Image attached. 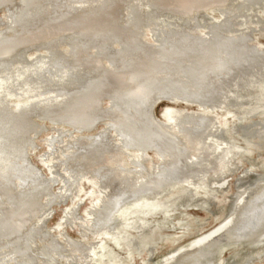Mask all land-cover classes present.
Segmentation results:
<instances>
[{"label": "bare ground", "instance_id": "obj_1", "mask_svg": "<svg viewBox=\"0 0 264 264\" xmlns=\"http://www.w3.org/2000/svg\"><path fill=\"white\" fill-rule=\"evenodd\" d=\"M119 1H125L123 2L125 5L117 4L113 0L109 3L107 0H98L95 4L86 6L72 5V8H76V12L74 10L66 17L55 20V33H47V24H41L34 19L31 22L26 21L20 24V31H14L4 38L5 43L0 44V55L6 56L12 50L18 51L28 44L47 41L49 37L60 34L63 30L62 25L68 21L73 25V34L79 36L75 38L79 43L68 44L70 48L68 47L64 52V54L70 53L69 57L57 51L56 44L47 48L50 55L52 54L51 58L59 54H62L57 58L59 60L70 58L73 61L71 67L75 68L76 74L66 72L58 75L55 82L51 78L44 79L46 74L51 73L48 68L43 69L48 61L41 62L42 60L39 59L37 61L42 63L39 67L21 66L13 71L15 74L7 72V68L0 69V73H5L0 75V114L5 113V108L12 107L13 115L15 114L12 123H19L22 127H28L29 119L40 113L56 114L57 118L69 120V123L76 130L78 129L67 133V140L61 139L57 143V155L54 158H42V163L48 168L50 176L30 180L29 185L20 186L18 191L10 181L12 177L15 178V173H18L19 169L12 157L6 153L11 137L6 140L0 134L2 137L0 194L4 199L18 195L20 201H23V204L18 203L10 208L6 206L4 208L2 205L3 209L0 210L3 220L8 217L5 226L8 230L14 231L12 233L14 238L15 234L26 229L31 218H35L38 212H41L40 209L44 205L41 197L37 196L38 192L47 190L57 183L60 184L58 189L63 194L74 186V196L78 198L79 204L72 208V211L77 212L81 203H86L85 200L89 201L85 207L88 217L84 222L86 225L97 228L98 233L105 235L110 242L126 244L124 249H133L140 254L144 249L146 251V247L142 246L139 235L142 231L147 232L153 228V223L146 221L151 214L160 212L162 216L166 215L165 211L170 212L173 209L171 203L178 198L180 204L185 207L188 203H182L184 198L190 197L191 194L194 196L199 190L206 192L209 186L221 188L222 184H225L222 182L223 178L230 171H235L237 175L241 174L242 160L246 156L243 147L232 140L234 138L232 136L237 132L235 121L239 116L233 113L232 108L249 103L252 100L250 98L252 91L256 92L258 98L264 94V63L257 58L255 52L247 49L242 38H238L240 41L237 42L227 38L221 32L219 24L212 25L210 31L203 34L205 38L198 39L187 29H182V32L177 30L172 32L171 29L170 33H165L163 30L149 28L151 22L147 21L144 25L149 28L151 36V40H147L143 32H138L142 25L139 26L137 23L140 18L133 17L124 28L111 21L110 14H114L116 10L122 11V8L127 10L132 0ZM28 2L33 3L34 6H42L44 12L51 8V0L47 2L22 0V5L25 6ZM227 2L231 1L135 0L131 7L132 10L141 13L142 18L145 12H147L146 18L150 14L148 10L143 9V4L150 8L171 11L184 18L213 5L225 9L224 14H226L231 7L236 6ZM79 8L85 10L82 16L77 14ZM226 20L227 18L223 16L221 22L225 24ZM184 21V24L190 25L187 20ZM24 25L32 26L26 28ZM241 36L246 37L245 34ZM112 40L120 44L115 52H108V49L99 46L102 42ZM89 46L97 47L99 50L105 49L106 54H100L95 50V53L87 55L88 58L81 59L80 54L87 52L86 48ZM154 56H156L155 60H153ZM185 56L195 59L183 65L180 58ZM103 57L117 58L116 65L111 66L113 63L105 67L101 62ZM252 64L254 66L251 69ZM167 69L180 70L184 72L186 78L181 80L178 75L169 72L160 77L153 75L154 72L162 74ZM246 69H248L246 72H242ZM39 70H41L40 74H38ZM208 74L215 75V84L207 81ZM165 89L172 91L169 95L165 94L167 97L174 96L180 99L183 105L166 104L163 110L164 122L161 120L156 122L150 115L149 103L152 100L149 101V96L154 90ZM218 90L221 91L220 94ZM177 91L182 94H177ZM103 97L108 98L109 106L107 104L105 108L100 109L99 100ZM11 98L14 100L10 102ZM215 101L228 107L225 115L215 112L214 104H217ZM217 107L223 108V106ZM64 112L69 115L64 116ZM102 120H109L107 127L98 133H90L92 127ZM18 139H21V136H18ZM49 141L52 142L50 138ZM49 141L47 143L53 147L54 145ZM106 146L108 149L103 150L102 148ZM147 149H153L156 157L148 154ZM95 157L97 160L94 159ZM90 159L94 161L90 163ZM84 163L88 166L87 171L76 169ZM257 169H254L255 179L245 182L236 189L230 210L221 222L213 229L200 232L186 245L175 247L165 257L163 264H224L225 259L220 261V254L227 246L237 245L240 242L252 245L264 242V173L259 172L264 169V162L261 168ZM81 178H84L85 183L90 184L88 189L80 185ZM109 180L115 182L114 191L107 194L104 199L102 195ZM43 182H47L46 188L37 185ZM182 184L189 188L188 192L174 196L172 199L170 197L158 200L164 191ZM149 190L155 192L152 197L141 201L133 211H127V214L121 211L120 206L125 205L132 196H144ZM205 196L212 199L215 195L208 192ZM12 201L11 199V203ZM43 215H39V220L34 222V225L28 226L29 230L25 231L26 234H32L31 238L33 234L37 235L44 228ZM63 218H66V214ZM119 225H129L130 230H135V234L123 235L118 228ZM186 229H189L188 226L185 227ZM79 231L84 238L87 237L82 229L79 228ZM61 235L64 236L60 233V237L55 239L57 244L42 246L45 251L42 256L45 257L47 251L51 256L59 255L56 250H59L61 245L72 247L73 244L65 237L61 240ZM21 237L4 245L8 250L0 251V264H28L27 261L32 260L29 257V246L24 243L25 241L23 244L20 242ZM101 238L102 236L97 238L96 242L89 243L97 253L105 250L101 245L103 242ZM86 251L87 254L81 259L64 258V261H67V264H76L78 261L82 264H92L91 259L95 258V252L90 249ZM253 252L254 254L245 253L242 259L248 257L249 260L253 255L264 256V248ZM141 259L144 264L150 263L144 258ZM42 264H54V262L43 260Z\"/></svg>", "mask_w": 264, "mask_h": 264}, {"label": "rangeland", "instance_id": "obj_2", "mask_svg": "<svg viewBox=\"0 0 264 264\" xmlns=\"http://www.w3.org/2000/svg\"><path fill=\"white\" fill-rule=\"evenodd\" d=\"M40 1L47 2L48 0ZM107 1L109 3L112 0ZM113 1H116L117 4L125 5V3H123L125 1ZM227 1H231L227 3H232L233 6L236 5L235 7H231L230 9L233 13L229 10L226 14H224L225 9L213 5L197 12L195 11L191 15L185 16L184 18H182V16L180 15L173 14L171 11L165 9H157L154 7L150 8L148 7V5L143 4V9L148 10L150 14H148V17L146 18L147 12H145L142 18L140 17L141 13L132 10L131 6L135 2V0H132L129 3L130 9L128 8L126 10L122 8V11L116 10L114 14H110V18L111 21H113L115 24H119L121 28H124L126 23L131 22L133 17L136 16V18H140L139 20H137V23L139 26L140 24L142 25L138 32H143V35L147 40H151V36L149 35V28L163 30V32L165 33H170L169 31H171V29L172 32H175L176 30L177 32H182V29H187L191 31V35H193V37H198V39H201V37L205 38V35L203 34H206L208 31H210V27L212 25L219 24L221 27V32L227 38H232V40L234 39L233 41L235 42L240 41L238 38H242V40L245 41L244 44L246 45L247 49L255 52L257 58L264 63V52H262L264 50V0ZM29 2L24 6L22 5V0H11L10 2L0 0V44L5 43L4 38H7L8 35L13 34L14 31H20V24H24V22L26 21L31 22L33 21V19L38 22H41V24H47V33H55V20L61 19L62 17H66L68 14L74 12V10L76 12V8H72V5L86 6L88 4H95L96 2H98V0H51V8L49 9V11H47L48 9H45L47 12L43 11L44 9L42 6H34L33 3L30 4ZM245 4H248V6H245L246 8L242 6ZM81 8H79V10L77 11V14H79L80 16L85 14V10L82 11ZM190 16L192 17L190 18ZM223 16L224 18H227L225 24L224 22H221ZM142 20L145 21V23ZM184 20H187V23H189L190 25L184 24ZM147 21L151 22L149 28L144 25ZM26 26L31 27L32 25H24V27ZM24 27H22V29ZM72 28L73 25L72 23H70V21L65 22L61 28L63 29L62 32L58 35L49 37V40L46 39L47 41L43 40L28 44L27 46L22 47L18 51H10L9 54H7L6 56L0 55V69L7 68V72L9 71V73L12 72V74H15L13 73V71L21 66H27L32 68L36 65L37 67H39L42 64L37 61L39 59L42 60L41 62L48 61L47 66L43 69L48 68L51 74H46L44 76V79L51 78L54 80L53 82H55V79L58 75L66 74V72L76 74L74 71L75 68L72 69L71 67L73 61H71L70 58L61 60L57 59L58 57H61L62 54H64V52L67 50V48L69 47L68 44L72 42H77V44L79 43V41L75 39L79 38V36L73 34ZM242 34H245L246 37L244 38L243 36H241ZM112 41L105 43L102 42L99 46L105 47L106 50L108 49V52H115L117 48L120 47L118 46L120 44L119 42L117 43L114 40ZM84 42L86 44L88 43L87 41ZM144 42H146V40H144ZM55 44L57 45V51L63 53L61 55L59 54L58 56L56 55L55 57L51 58L52 54L50 55V52L47 50V48H50V45ZM86 49L87 52L80 54L81 59L88 58V54H93L96 51L100 54H106V52H104L106 50H102V48L100 49L102 51H100L99 48L93 46H89ZM260 50L262 53L260 52ZM64 55L69 57L70 53H66ZM155 57L156 56H154L153 60H155ZM193 59L195 58L185 56L181 57L180 61L181 64L186 65ZM101 62L105 67H108L113 63L114 64L111 66H114L117 63V58L113 57L112 59L103 57ZM253 66L254 64L251 65V69L253 68ZM41 70H39L38 74H40ZM173 70L167 69V71L162 74H157V72H154L153 75L155 77H160L161 75H165L166 72H169L170 74L173 73V75H178L177 77L181 80H184L186 78V76L183 75L184 72L182 73V71L180 70ZM247 70L248 69L243 70L242 72H246ZM2 74L4 75L5 73H0V75ZM221 75H223V73H221ZM214 76L215 75L208 74L207 81L209 83L211 82V84H215ZM34 78L35 77H33V79ZM15 91L20 92V90L18 89H15ZM218 92L219 94L221 93L220 90H218ZM169 93H172L170 89L156 91L154 90L150 93L149 101L152 100L154 102L151 101L149 103V111L151 117L156 122H158L159 120L164 122L165 115L163 110L166 104L183 105L180 99L178 100L174 98V96H171L172 98H169L167 97V95H165H169ZM176 93L182 94V92L180 91H177ZM154 96H156V98H154ZM164 96L166 98H164ZM250 98L252 100L249 103H244L243 106L240 105L241 107L236 106L234 107V109L232 108V110L234 111L233 113L239 115L235 121L237 123V132L235 133V135L232 136L234 137L232 140L243 147L242 149L245 150L244 152L246 156L242 160L241 174L237 175L235 171H230L231 173L229 172L228 175L223 178L222 182H224L225 184H222L221 188L209 186L210 188L207 189L206 192H203V190H199L198 193L195 192L194 196L191 194L192 197L190 196L188 198H184V202L182 203H188L187 206H185L186 208L180 204V198H174L175 202L173 200V202L171 203V207L173 209L171 208L172 210L170 212L166 210V215L162 216L160 212L159 214L156 212L151 214L149 218L147 217L148 219H146V221L153 223V228L151 229L152 231H142L141 235H139L141 239L140 242L142 243V246L144 245L146 247V251H144V249L142 253L139 254L136 250L124 249V247H126V244L112 243L108 240V238L105 237V235H100L98 233L97 228H91L89 225H86V223L84 222H86L88 217L85 211V207H87L89 201L85 200L86 203H81L80 208L79 210H77V212L74 210L72 211V208L74 209L75 206L79 204L78 198L74 196V186L68 188V183V190H66V193L63 194L60 193V190L58 189L60 184L56 183L53 186L49 185L50 187L47 190H40L38 192L37 196L38 198L41 197V202L44 205L40 209L41 212H38L35 218H31V221L26 226V229L20 231L19 234H15L16 239L19 236H22L20 241L22 242V244L24 241V243L28 244L30 252L29 257L32 259L30 261L31 264H42L43 260H46L48 262L53 261L54 264H67L68 262L64 261V258H72V260H74L78 257L79 259H81L84 257L85 254H87L86 249L92 250L93 253L95 252V258L91 259L92 264H144L143 259L141 258L148 260V262H150L149 264H163V262H165V257L168 256L175 247L179 245H186L187 243H189V241H191L192 238H194L200 232L206 231L210 228L213 229L229 212L231 202L234 200L235 197L236 189H238L240 185L245 184V182L255 179L256 170L254 169H257L258 167L261 168L264 162V94L260 95L258 98V96L256 97V92L252 91V95ZM13 100L14 98H11L10 102ZM99 101L101 105L100 109L105 108L107 104L109 106L108 98L103 97ZM215 103H217L214 104L215 112H219L225 115V112H227L228 107L218 101H215ZM150 104H152V106ZM217 106H223V108L218 109ZM12 110H14L12 107H8L5 108V113H1L2 115L0 114V127H3L0 128V134L5 137L6 140H9V138L11 137L10 141L8 142L9 148L6 150V153L12 157V160L14 161V163L16 162V166L19 169L18 173H15V178L13 179L12 177L10 181L11 185H13L18 191L20 186L23 187V185H29L30 180H34L37 177L42 179H44L45 177L48 178L49 170L42 163V158H54V156L57 155V143L61 139L67 140L68 138L66 134L70 131L72 132L73 130L77 131L78 129L76 130V128H74L67 119L60 120L59 118H57L58 115L56 114L43 113L31 117L29 119L30 123L28 127H22L19 123H12V118L14 119L15 116V114L13 115L14 112ZM68 115V113L64 112V116ZM231 118H233V116ZM107 122H109V120H102L98 122L94 127H92L90 133L94 134L100 132L101 130L107 127ZM55 131H57L58 133ZM61 131H63V133ZM1 135L0 139H2ZM18 136H21V139H18ZM49 138L52 140V142L49 141ZM48 141L54 146H49V144L47 143ZM250 141H252L251 144ZM102 149L107 150L108 146H106V148L103 147ZM147 151L148 154L156 157V154L154 153L153 149H147ZM239 152L243 153L241 151ZM98 153L100 157V150H98ZM94 159L97 160L96 157ZM94 159H90V163L93 162ZM49 163L51 164L52 160ZM58 167L59 166H57V169ZM249 167H251L253 170ZM76 169L80 171H87L88 166L84 163L82 165L77 166ZM263 170H260L259 172L264 173ZM46 183L43 182L42 184L40 183L37 185H42L43 188H46ZM80 185H83L84 189H88L90 184L85 183L84 178H81ZM108 186V190L106 188V190L104 191L105 193L102 195L104 199L105 197H107V194L112 193V191H114L115 182L113 180H109ZM188 189L189 188L183 186V184L177 185L176 187L171 188L170 190L164 191L160 195L158 200L170 197L172 199V197L174 196L176 197L178 195H182L185 192H188ZM81 192L83 193V190ZM208 192H211V194L215 196L212 199L211 197L205 196ZM154 193L155 192H153L152 190H149L144 196H132V198L134 199L131 198L125 205L120 206L121 211H124L123 213L125 214L128 213L127 211H133L134 207L138 206L139 203H141V201H143L144 199L152 197ZM17 196H14L13 198L11 197L4 199L0 194V210L3 209L2 205H4V208L5 206L7 208H10L11 206H15L18 203L23 204V201H20L21 199H19ZM11 199L13 200L12 203ZM25 202L26 201H24V203ZM203 205L206 207H204ZM45 212H47V214ZM1 214L2 212H0V251L3 252L8 250L7 246L4 245L9 244L11 241H14L16 239L12 234L14 231L8 230V227L5 226V221L8 222V217L3 220ZM65 214L66 218H63ZM39 215H43V218L45 217L44 228L41 230V232L37 233V235L33 234V238H31L32 234H26L25 231L29 230L28 226L34 225V222H37V220H39ZM119 219L120 218H118V220ZM114 221H116V219ZM187 226L189 229L185 230V227ZM79 228L85 232V234L87 235L86 238L81 235ZM118 228L120 229V232L123 233V235L125 236L135 234V230H130L129 225H119ZM60 233L64 234V236L61 235V240H63V237H65L68 242L73 245H76V247L72 245V247L70 246L68 248L61 245V247H59V250H56L59 255L52 254L51 256V254L47 251L46 256L49 258H46V256H42L45 253L42 246L46 244H57L55 242V239L60 237ZM101 236V240L103 241L101 242V245L105 248V250H102L100 253H97L94 250L95 248H93V246H89V243L96 242L98 240L97 238ZM262 243H258V245H252L245 242H240L237 245L227 246L220 254V261L225 259L224 264H264V256L258 257L254 255L252 256L250 254L252 257H250L249 260H247L248 257L242 259L245 253L254 254L253 251L264 248V242ZM46 249H48L47 246ZM76 249H78L79 251H75ZM25 260L27 261V259ZM30 262L27 261L28 264ZM76 264L82 263L78 261L76 262Z\"/></svg>", "mask_w": 264, "mask_h": 264}]
</instances>
